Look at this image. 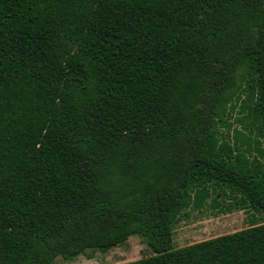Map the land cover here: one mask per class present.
Returning <instances> with one entry per match:
<instances>
[{
  "label": "trees",
  "instance_id": "trees-1",
  "mask_svg": "<svg viewBox=\"0 0 264 264\" xmlns=\"http://www.w3.org/2000/svg\"><path fill=\"white\" fill-rule=\"evenodd\" d=\"M258 137L264 0H0V264H264V222L172 246L221 195L264 215Z\"/></svg>",
  "mask_w": 264,
  "mask_h": 264
},
{
  "label": "rangeland",
  "instance_id": "rangeland-1",
  "mask_svg": "<svg viewBox=\"0 0 264 264\" xmlns=\"http://www.w3.org/2000/svg\"><path fill=\"white\" fill-rule=\"evenodd\" d=\"M237 109L238 107L230 113V117L225 118L230 131L241 130L238 123L235 122L238 117ZM226 129V126L219 127L221 134ZM251 137L253 138L254 135ZM258 140L260 142L258 146L264 148L263 138L258 137ZM218 202L216 208L204 206L200 210L187 209L185 213L182 212L179 215L172 231L173 248L232 233L252 223L264 222V215L258 214L250 208L234 207V205H232L234 208H229L227 204H233V201L228 196L221 195ZM152 254L153 249L142 237L131 235L126 241L104 253L87 249L70 261H63L57 257L55 264H123Z\"/></svg>",
  "mask_w": 264,
  "mask_h": 264
}]
</instances>
